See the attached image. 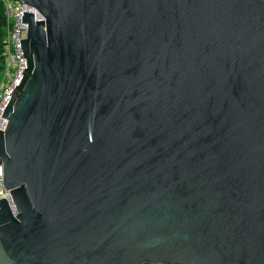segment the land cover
<instances>
[{
  "label": "water",
  "instance_id": "95a60500",
  "mask_svg": "<svg viewBox=\"0 0 264 264\" xmlns=\"http://www.w3.org/2000/svg\"><path fill=\"white\" fill-rule=\"evenodd\" d=\"M0 264H264V0H20Z\"/></svg>",
  "mask_w": 264,
  "mask_h": 264
},
{
  "label": "built area",
  "instance_id": "2783aa9c",
  "mask_svg": "<svg viewBox=\"0 0 264 264\" xmlns=\"http://www.w3.org/2000/svg\"><path fill=\"white\" fill-rule=\"evenodd\" d=\"M7 21V32L4 41V62L0 75V131H4L7 121L2 117L9 104L11 95L19 86L23 71L27 69L20 41L27 35L28 25L22 24L23 13L33 14L35 21L43 20L42 16L32 7L24 5L20 0H0ZM5 199L13 211L12 199L9 191L3 185V167L0 164V200Z\"/></svg>",
  "mask_w": 264,
  "mask_h": 264
},
{
  "label": "trees",
  "instance_id": "16d2710c",
  "mask_svg": "<svg viewBox=\"0 0 264 264\" xmlns=\"http://www.w3.org/2000/svg\"><path fill=\"white\" fill-rule=\"evenodd\" d=\"M6 32H7V21L2 3L0 1V75L3 70V62H4L3 52H4V41H5Z\"/></svg>",
  "mask_w": 264,
  "mask_h": 264
},
{
  "label": "bare ground",
  "instance_id": "6f19581e",
  "mask_svg": "<svg viewBox=\"0 0 264 264\" xmlns=\"http://www.w3.org/2000/svg\"><path fill=\"white\" fill-rule=\"evenodd\" d=\"M13 204V203H12Z\"/></svg>",
  "mask_w": 264,
  "mask_h": 264
}]
</instances>
